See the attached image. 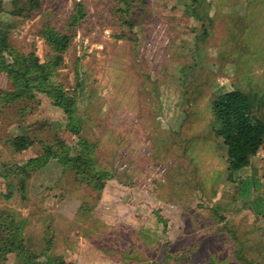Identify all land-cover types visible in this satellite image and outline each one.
Wrapping results in <instances>:
<instances>
[{
    "label": "rangeland",
    "instance_id": "obj_1",
    "mask_svg": "<svg viewBox=\"0 0 264 264\" xmlns=\"http://www.w3.org/2000/svg\"><path fill=\"white\" fill-rule=\"evenodd\" d=\"M189 1L41 0L24 17L0 0L15 50L46 63L43 25L69 34L52 82L72 95L78 71L84 84L78 134L45 94L0 108V214L14 215L34 253L51 239L48 255L74 264H243L240 242V255L264 264V145L229 178L211 112L216 95L239 89L251 118L264 115V0H207L212 24L191 16ZM76 2L86 16L72 26ZM203 26L211 34L197 39ZM0 89H13L1 72ZM26 133L32 143L22 153L5 146ZM80 142L91 162L78 158ZM62 144L68 164L53 157L20 173L43 146ZM93 170L107 173L101 190L87 177ZM4 264L25 261L10 251Z\"/></svg>",
    "mask_w": 264,
    "mask_h": 264
},
{
    "label": "trees",
    "instance_id": "obj_2",
    "mask_svg": "<svg viewBox=\"0 0 264 264\" xmlns=\"http://www.w3.org/2000/svg\"><path fill=\"white\" fill-rule=\"evenodd\" d=\"M126 2V0H120ZM188 8L196 20L209 21L212 24V14L209 12L210 4L207 0H190ZM12 9L9 11L11 15L32 17L35 11L41 8V0H11ZM1 12V11H0ZM86 16V10L82 2H76L72 13L69 16L70 25L76 26ZM12 24L0 19V72L5 74L6 79L10 82L13 89H0V108L3 105L18 101H32L37 94H45L51 99L53 105L61 108L67 115V126L74 134L79 133L78 123L80 119L76 113V99L78 91L82 92L84 86L82 78L78 71H75L76 87L73 94L70 95L60 86L52 82V73L54 69L62 62L63 54L68 48L71 36L69 34L56 31L49 25H43L40 30L45 42L51 49L52 56L49 62H40L39 57L32 50L28 53H21L10 44L9 33ZM204 30L197 39H206L211 32ZM251 105L249 95L239 89H229L219 93L214 97L211 103V112L213 117V133L224 146L227 169L230 171L229 178H232L231 172L239 170L250 165V158L263 147L264 145V115L251 118ZM32 143L31 137L26 134H17L8 138L4 144L11 148L14 153H22ZM85 143V144H83ZM80 152L78 158H83L86 162H91L92 159L88 156L87 143L80 142ZM61 151H54L53 146H43L42 152L39 155L26 158L25 163L19 167L20 173L28 171L30 168H38L47 164L50 158H57L63 165L70 161L69 146L62 144ZM104 173L89 172V178L96 179L95 188L101 190L104 178L107 177ZM256 182L255 179L243 182L248 183V186L243 190L249 193L251 185ZM21 189H24V181L20 180ZM24 197L23 194H21ZM8 198V194L6 195ZM254 216L255 221L258 219L259 204H256ZM255 208V209H257ZM21 227L16 222L14 215L9 211H3L0 214V264H4L7 253L14 251L17 256H21L25 264H35V260L39 257H44L41 264H74L67 262L59 256H50L47 249L51 245V239L47 240V246L39 253H34L30 248L25 247L23 236L21 235ZM232 237H235V232L229 231ZM241 246L236 244L235 256L238 261L243 264H250L243 255L239 254L237 248Z\"/></svg>",
    "mask_w": 264,
    "mask_h": 264
}]
</instances>
